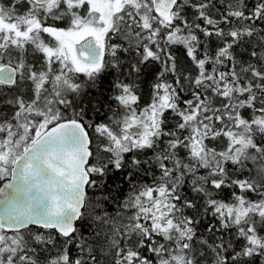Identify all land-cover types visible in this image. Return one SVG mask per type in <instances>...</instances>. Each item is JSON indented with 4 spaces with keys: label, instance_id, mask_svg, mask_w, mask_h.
Here are the masks:
<instances>
[{
    "label": "snow or ice",
    "instance_id": "1",
    "mask_svg": "<svg viewBox=\"0 0 264 264\" xmlns=\"http://www.w3.org/2000/svg\"><path fill=\"white\" fill-rule=\"evenodd\" d=\"M0 264H264V0H0Z\"/></svg>",
    "mask_w": 264,
    "mask_h": 264
}]
</instances>
